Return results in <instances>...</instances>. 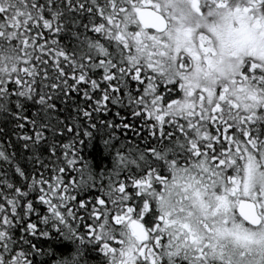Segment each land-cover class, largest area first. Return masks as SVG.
I'll return each instance as SVG.
<instances>
[{"label": "snow or ice", "instance_id": "snow-or-ice-1", "mask_svg": "<svg viewBox=\"0 0 264 264\" xmlns=\"http://www.w3.org/2000/svg\"><path fill=\"white\" fill-rule=\"evenodd\" d=\"M0 264H264V0H0Z\"/></svg>", "mask_w": 264, "mask_h": 264}]
</instances>
